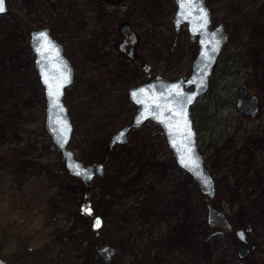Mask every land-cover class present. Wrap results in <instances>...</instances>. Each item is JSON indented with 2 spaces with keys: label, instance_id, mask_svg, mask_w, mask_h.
I'll return each mask as SVG.
<instances>
[{
  "label": "rangeland",
  "instance_id": "obj_1",
  "mask_svg": "<svg viewBox=\"0 0 264 264\" xmlns=\"http://www.w3.org/2000/svg\"><path fill=\"white\" fill-rule=\"evenodd\" d=\"M206 1L214 21L228 29L234 58L227 62L233 72L218 76L197 117L194 111L216 184L211 205L235 230L245 229L257 251L240 260L236 233L209 225L201 189L178 169L154 123L133 130L108 155L105 176L94 179L90 193L69 174L44 127L30 31L49 28L75 68L65 96L74 126L70 148L92 163L130 123L132 86L153 72L189 74L196 46L186 30H175V1L7 0L9 11L0 15V255L8 264H104L89 214L103 218L104 242L113 237L111 264H147L143 251L149 264H264V0ZM122 22L142 41L135 58L119 50ZM242 84L260 99L254 116L236 107Z\"/></svg>",
  "mask_w": 264,
  "mask_h": 264
},
{
  "label": "water",
  "instance_id": "obj_2",
  "mask_svg": "<svg viewBox=\"0 0 264 264\" xmlns=\"http://www.w3.org/2000/svg\"><path fill=\"white\" fill-rule=\"evenodd\" d=\"M176 1L179 5L174 17L176 26L187 24L191 38L198 40V55L193 63L191 74L175 79L156 75L147 82L132 87L128 98L135 105L136 113L128 125L112 135L108 149L125 144L131 130L139 129L149 121L159 125L178 166L192 175L203 194L206 195L209 225L224 231H233L234 226L230 224L228 217L213 208L208 199L215 195V182L205 167L204 154L198 145L197 130L192 116V106L210 88V79L227 42V34L223 25L211 29L213 24L211 12L205 0ZM2 6L4 11L0 12V15L8 12L6 0H3ZM120 29L124 34V41L119 49L125 53L128 52V56L133 58L137 43L136 34L128 23L122 24ZM41 33L47 35L49 44L46 45L43 38L37 39ZM30 46L36 55L35 68L45 93V130L61 152L69 173L80 177L86 186H90L97 175L104 176L105 164L102 160L85 165L69 148L74 128L64 97L66 90L74 82V67L65 56L63 46L51 35L49 28L33 31ZM65 76L68 77L67 80L64 79ZM236 107L239 113L245 116H254L259 110L258 98L255 96L248 98L246 85H242L238 90ZM91 220L97 239V250L104 256L105 264H110L116 250L110 244L102 248L99 246L103 221L98 216H91ZM97 221H99V227L96 226ZM236 234L242 241L238 243L237 251L239 258L243 260L254 251L255 247H245L247 241H245L244 229L237 230ZM0 264H7L1 256Z\"/></svg>",
  "mask_w": 264,
  "mask_h": 264
},
{
  "label": "flooded vegetation",
  "instance_id": "obj_3",
  "mask_svg": "<svg viewBox=\"0 0 264 264\" xmlns=\"http://www.w3.org/2000/svg\"><path fill=\"white\" fill-rule=\"evenodd\" d=\"M175 1V3H176V0H174ZM205 3H206V5H207V1L205 0ZM209 7V6H208ZM210 9V8H209ZM177 10H178V6H177V4H176V12H177ZM211 10V9H210ZM175 12V13H176ZM173 17H174V15H173ZM211 17H212V21H213V25H212V27L211 28H214V27H216L217 25H219V24H217L215 21H214V19H213V13H212V11H211ZM173 24H174V27H175V30H176V32L177 31H179L178 33L180 34V33H182L183 31H187V33H188V35H189V31H188V28L187 27H184L183 29H179V28H176V26H175V23L173 22ZM134 29V28H133ZM225 31H226V33H227V35H228V37H227V40H228V42H229V32H228V29L226 28V26H225ZM136 32V31H135ZM138 35V34H137ZM189 38H190V40H191V42L196 46V52L198 51V42H197V40H196V38L195 39H192L191 37H190V35H189ZM140 42H142L141 41V39L139 38V36H138V40H137V44H136V48H135V51L137 50V46H138V44L140 43ZM227 46V45H226ZM226 46L224 47V49H223V51H222V53H221V55H220V57H219V62H218V64H217V66H216V68L218 69V67H220V66H222L223 65V63H224V61H223V53H225V50H226ZM136 53V52H135ZM123 54V53H122ZM235 63H236V60L234 61ZM219 70V69H218ZM155 74V73H154ZM148 79V78H147ZM147 79H145L144 81H146ZM248 94H249V92H248ZM252 96V95H251ZM251 96H249V97H251ZM257 97V96H256ZM258 98V97H257ZM259 104H260V99L258 98V106H259ZM101 236H102V232H101ZM109 237V236H108ZM113 240V239H112ZM104 244H106V243H104V241H103V239H102V237L100 238V245L101 246H103ZM257 251V246H256V249H255V252ZM101 258H103L102 256H100Z\"/></svg>",
  "mask_w": 264,
  "mask_h": 264
},
{
  "label": "trees",
  "instance_id": "obj_4",
  "mask_svg": "<svg viewBox=\"0 0 264 264\" xmlns=\"http://www.w3.org/2000/svg\"><path fill=\"white\" fill-rule=\"evenodd\" d=\"M113 3H120V0H111ZM232 56H230L229 54H228V52L227 51H225V53H223V61H224V63H225V67L222 69V71L224 72H228V71H230V72H233L232 71V67L231 66H228L227 65V62L229 61V58H231ZM234 59L233 58H231V61H233ZM221 75V72H220V70H218V69H216V71H215V79H216V75ZM201 106H202V104L199 102L196 106H195V110H197V114L195 115L196 117L198 116V111L200 110V108H201ZM240 127H239V129H236L235 128V130H234V132H232V130H231V132H230V138H232L231 137V135L232 134H234V133H236L237 131H238V133L240 132ZM90 188H88V189H85V191H86V193H90ZM143 253V254H142ZM142 253H140V259H141V261H142V259H143V261L144 262H146L147 264H149L150 263V261H148V260H146V257H145V251H143Z\"/></svg>",
  "mask_w": 264,
  "mask_h": 264
},
{
  "label": "snow or ice",
  "instance_id": "obj_5",
  "mask_svg": "<svg viewBox=\"0 0 264 264\" xmlns=\"http://www.w3.org/2000/svg\"><path fill=\"white\" fill-rule=\"evenodd\" d=\"M189 2H190V0H189ZM2 4H3V0H0V12H3L4 11V8H3ZM40 38H43L44 39L46 45L50 43V42H48L47 35L45 33L39 34V36L37 37V39L39 40ZM67 78H68L67 76L64 77L65 80H67ZM195 166L196 167H199L198 165H195ZM205 183H207V181H205ZM86 211H90V209H86ZM96 226L99 227V221H97V225Z\"/></svg>",
  "mask_w": 264,
  "mask_h": 264
}]
</instances>
